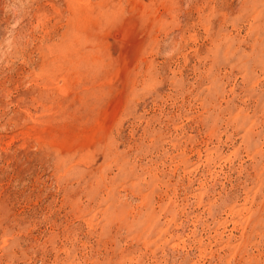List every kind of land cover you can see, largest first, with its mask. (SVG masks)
Segmentation results:
<instances>
[{"label": "rangeland", "instance_id": "rangeland-1", "mask_svg": "<svg viewBox=\"0 0 264 264\" xmlns=\"http://www.w3.org/2000/svg\"><path fill=\"white\" fill-rule=\"evenodd\" d=\"M0 264H264V0H0Z\"/></svg>", "mask_w": 264, "mask_h": 264}]
</instances>
